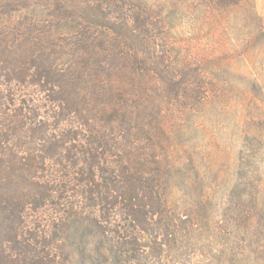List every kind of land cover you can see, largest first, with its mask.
I'll return each instance as SVG.
<instances>
[{
  "label": "trees",
  "instance_id": "1",
  "mask_svg": "<svg viewBox=\"0 0 264 264\" xmlns=\"http://www.w3.org/2000/svg\"><path fill=\"white\" fill-rule=\"evenodd\" d=\"M249 1L180 4L219 28ZM156 2L0 0V264H162L194 228L171 204L178 137L230 90Z\"/></svg>",
  "mask_w": 264,
  "mask_h": 264
},
{
  "label": "rangeland",
  "instance_id": "2",
  "mask_svg": "<svg viewBox=\"0 0 264 264\" xmlns=\"http://www.w3.org/2000/svg\"><path fill=\"white\" fill-rule=\"evenodd\" d=\"M155 1L169 42L203 55V67L230 90L225 108L213 103L202 127L190 124L178 137L193 163L181 165L171 204L191 217L196 232L178 223L179 250L162 264H264V0L234 9L225 30L198 23L205 14L199 6L188 11L182 0ZM249 35L258 38L244 43ZM202 190L207 199L196 202ZM79 241L70 235L75 252Z\"/></svg>",
  "mask_w": 264,
  "mask_h": 264
}]
</instances>
